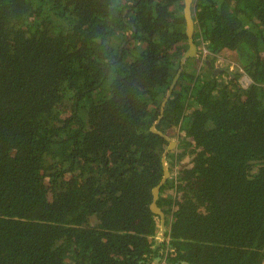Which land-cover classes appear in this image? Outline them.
<instances>
[{"label": "trees", "instance_id": "1", "mask_svg": "<svg viewBox=\"0 0 264 264\" xmlns=\"http://www.w3.org/2000/svg\"><path fill=\"white\" fill-rule=\"evenodd\" d=\"M183 7L0 0V264H264V0H191L160 112Z\"/></svg>", "mask_w": 264, "mask_h": 264}, {"label": "water", "instance_id": "2", "mask_svg": "<svg viewBox=\"0 0 264 264\" xmlns=\"http://www.w3.org/2000/svg\"><path fill=\"white\" fill-rule=\"evenodd\" d=\"M190 3H191V0H184V7H183V13H184V18H185V23H186V28H185V32H186V35H187V40H188V48L185 50L183 56H182V59H181V64H180V67H179V70L178 72L175 74V77L173 78V81L171 83V85L169 86V89H168V92L166 94V97L162 100L161 102V108H160V112L162 111L163 109V105H164V102L170 92V90L172 89L178 75H179V72L182 68V65H183V62L186 58L188 57H194V56H198L197 54V46L193 40V30H194V22H193V19H192V16H191V11H190ZM204 63L206 65H209L210 62L207 58H205L204 60ZM215 72H218L219 71V68H215L214 69ZM160 117V116H159ZM159 117L157 118V120L155 121V123L158 121ZM151 131L152 132H155L161 136H163L165 139L168 140V145L166 146V148L164 149L163 153H162V156H161V160H162V164H163V175H162V178L161 180L158 182V184H156L153 189H152V194H153V198H152V202H151V205H150V208L151 210L154 212V213H157L159 216H160V229H159V232L154 236L155 239L157 240V238L159 237H162V240H161V243L160 245H164L165 244V240L167 239V231H165V218H164V213L163 211L157 206L156 204V199L158 197V192H159V188H160V185L170 176V170L168 169V166H167V162H166V153L170 150V149H173L176 144H177V141L175 138L173 137H170L168 136L167 134L163 133L161 130H158L155 128L154 124L151 126ZM161 235V236H160ZM165 239V240H164ZM157 250H158V246L155 247Z\"/></svg>", "mask_w": 264, "mask_h": 264}, {"label": "built area", "instance_id": "3", "mask_svg": "<svg viewBox=\"0 0 264 264\" xmlns=\"http://www.w3.org/2000/svg\"><path fill=\"white\" fill-rule=\"evenodd\" d=\"M207 53V50L202 47V53H201V58L204 59L205 54ZM250 78L242 71L241 69V77H240V82L242 86H248V84L250 83Z\"/></svg>", "mask_w": 264, "mask_h": 264}, {"label": "rangeland", "instance_id": "4", "mask_svg": "<svg viewBox=\"0 0 264 264\" xmlns=\"http://www.w3.org/2000/svg\"><path fill=\"white\" fill-rule=\"evenodd\" d=\"M234 52H232V53H230V54H233ZM225 56H228V55H225ZM232 59V61H234V63H235V58H231ZM218 64V63H217ZM218 66H227L226 64H224V63H222V65H218ZM241 77V76H240ZM240 80V79H239ZM187 83H185V85H186ZM176 139V138H175ZM177 141V140H176ZM187 160V158L186 159H183L181 162H183V161H186ZM179 170H180V167L178 166V164H176V165H174L173 166V169H172V171L170 172L171 174L173 173V176H175L176 174H177V172H179Z\"/></svg>", "mask_w": 264, "mask_h": 264}, {"label": "clouds", "instance_id": "5", "mask_svg": "<svg viewBox=\"0 0 264 264\" xmlns=\"http://www.w3.org/2000/svg\"><path fill=\"white\" fill-rule=\"evenodd\" d=\"M200 56H201V55H200ZM205 58H206V56H204V59L201 58V60H200V64L204 62ZM239 82H240V80H239ZM240 83H241V82H240Z\"/></svg>", "mask_w": 264, "mask_h": 264}, {"label": "crops", "instance_id": "6", "mask_svg": "<svg viewBox=\"0 0 264 264\" xmlns=\"http://www.w3.org/2000/svg\"><path fill=\"white\" fill-rule=\"evenodd\" d=\"M161 236V235H160ZM163 236L162 237H159L157 238V242H160L162 240Z\"/></svg>", "mask_w": 264, "mask_h": 264}]
</instances>
